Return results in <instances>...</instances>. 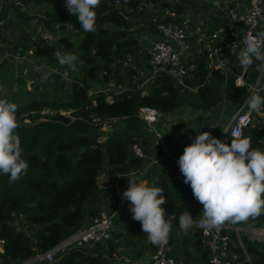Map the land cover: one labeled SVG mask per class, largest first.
I'll return each mask as SVG.
<instances>
[{
  "label": "trees",
  "instance_id": "obj_1",
  "mask_svg": "<svg viewBox=\"0 0 264 264\" xmlns=\"http://www.w3.org/2000/svg\"><path fill=\"white\" fill-rule=\"evenodd\" d=\"M18 1L19 4H15L3 0L2 17L5 19L12 8L24 26L21 38L11 44V57L19 55L25 58L31 55L34 66L45 65L44 71L50 73L49 79H53V82H43L44 86H48L63 79V74L55 69L57 62L53 53L56 49L71 52L83 61L86 78L83 82L76 80L71 83L65 105L42 99L17 105L16 134L20 138L22 158L28 163V169L26 175L11 184L9 176L0 173L2 264H24L57 248L82 227L87 216H96L99 211L91 204L102 193L100 176L106 165L113 167L116 175L126 176L130 171L137 174L144 172L149 184L162 188L166 202L161 207L177 215V219L171 222L173 238L178 235L186 249L184 252L180 250L182 264H209V252L203 248L200 234L191 230L185 233L178 226L181 213L189 211L193 215L192 208L182 204L183 198L190 195L183 188L176 189L178 185L172 174L166 173L161 164L149 165L146 160L136 157L131 149L141 140L147 152L153 146L147 125L138 118V113L141 108L148 107L170 117L186 110L192 117L197 116V128L205 131L221 116L219 111L222 108L219 107L224 102L229 101L226 115L231 117L235 109L248 100L251 86L261 73L251 69L245 73L229 64L210 74L206 60L197 58L192 79L186 80L188 88L178 86L173 78L162 74L146 92L140 86L137 70L130 65L131 59L138 63L139 42L135 33L144 29L155 32L154 14L147 12L145 5L161 4L167 8L169 4L166 0H101L100 6L95 9L96 31L91 33L85 32L78 19L65 7L47 8L43 15L24 10V7L45 6L51 0ZM188 3L182 1L176 4L174 11L182 13ZM134 19L142 20L146 28H140ZM35 20L41 21L48 29L54 24L61 29H73L80 37L79 44L61 37L53 43L54 48H51V42L44 40L37 45L26 32V27ZM4 28L0 27V55L7 43L2 34ZM212 28L217 29L218 23H214ZM42 56L52 58L50 63L53 65L50 66L54 68L43 65L39 61ZM224 58L235 61L236 54L224 53L220 59ZM5 64L6 60L0 57V70ZM36 74L41 77V73ZM242 75L246 85L237 87L236 80ZM97 81L103 84L114 81L125 91L116 96L113 103L107 102L103 95L92 98L90 93ZM22 90L27 96L32 95L31 90L25 87ZM260 95L264 96V91ZM63 110L71 112V115L62 114ZM252 112L256 122L245 130V135L250 138L253 148L264 150V124L259 117V113H264V108L260 112ZM104 125L109 126L107 131H102ZM175 139L173 136V144ZM22 219L35 229L34 234H30V229H20L18 222ZM249 219L264 223V213ZM120 225L115 216V239L123 243L127 241L126 245L136 249L138 243L131 238L137 232L142 236L144 234L137 226L123 224V229H120ZM124 231L126 239L122 233ZM231 236L236 242L235 234ZM244 239L251 263L264 264V244L251 242L246 237ZM118 247L113 239L92 248L71 247L57 254L55 264H107L108 259L117 257ZM139 248L137 254L141 255L144 246L140 245ZM232 248L235 253L242 254L239 247L232 245ZM241 260L242 264H249L244 257Z\"/></svg>",
  "mask_w": 264,
  "mask_h": 264
},
{
  "label": "built area",
  "instance_id": "obj_2",
  "mask_svg": "<svg viewBox=\"0 0 264 264\" xmlns=\"http://www.w3.org/2000/svg\"><path fill=\"white\" fill-rule=\"evenodd\" d=\"M6 1L19 4L18 0ZM182 1L189 3L182 13L178 14L174 8ZM166 2L169 4L167 8L161 4L145 5L146 11L154 14L152 20L156 26L155 32L144 29L135 33L139 42L138 63L136 64V60L131 59L130 65L137 70L136 76L141 81L140 86L146 92L162 74L173 78L178 86L188 88L186 80L192 79L197 58L206 60L211 74L215 70L223 69L219 60L222 54L237 53L239 48L232 49L231 45L240 40L243 46V40L249 32L253 35L264 32V0H166ZM149 5L153 9L147 8ZM3 9V0H1L0 27L6 25L2 17ZM214 23H218L217 29L212 28ZM143 28H146V25ZM245 85L244 75L238 77L236 86L244 87ZM124 91V87L117 86L103 91L92 90L90 96L95 98L97 95H103L107 102L113 103L114 98L122 95ZM256 91L255 83L251 86L250 96ZM248 100L240 108H236L231 118L228 119L224 103L219 120L205 131L227 143H231L233 132L249 138L245 135V130L256 122V118L248 106ZM176 116L177 114L168 117L154 109L141 108L138 118L146 123L153 146L147 152L144 141L141 140L131 149L136 157L146 160L147 164H161L166 173L172 174L178 187L183 188L190 195L194 207L192 217L195 219L202 214L203 205L194 198L191 187L184 183V176L177 162L184 148L193 142L198 132L194 129L193 133H185L179 144L183 150H173L172 138L175 136L177 127ZM224 120L225 124H223ZM95 121L98 122V119ZM108 128V125H104L102 131H107ZM197 130L205 132L198 128ZM223 130H227L228 134ZM141 173L144 174V172ZM118 202L111 201L112 208L100 210L96 216L90 218L87 224H84L71 238L57 248L38 255L24 264H55L57 254L68 248L95 246L112 240L116 214L114 209L117 210ZM165 219L171 223L177 219V215L165 209ZM190 230L200 234L203 248L209 252V264H242V257L252 264L244 238L254 243L264 244V223L257 220L248 219L245 222L236 223L225 221L218 228L207 232L198 227ZM231 234H235L236 242L233 241ZM232 245L239 247L242 254L235 253ZM123 264H128V261ZM147 264H182L180 251L173 244L172 231L166 243L154 245Z\"/></svg>",
  "mask_w": 264,
  "mask_h": 264
},
{
  "label": "clouds",
  "instance_id": "obj_3",
  "mask_svg": "<svg viewBox=\"0 0 264 264\" xmlns=\"http://www.w3.org/2000/svg\"><path fill=\"white\" fill-rule=\"evenodd\" d=\"M100 4L101 0H65L64 6L78 19L80 27L91 33L96 31L95 9ZM231 48H239L236 60L219 59L221 66L231 64L245 73L250 69L261 73L256 80L257 91L248 100L250 110L260 112L264 108V96L259 94L264 91V32L255 35L249 32L243 46L239 40ZM53 55L59 65L75 69V54L56 49ZM33 71L41 73L43 80L50 75L42 65L34 66ZM16 112L15 103L0 99V173L9 176L10 184L26 175L28 169L16 134ZM196 131L198 135L184 148L177 163L184 183L203 205V212L195 219L189 211L181 213L180 229L187 233L198 227L207 232L225 221L245 222L264 213V150L253 148L249 138L235 132L231 143H227L210 132ZM223 131L228 134L227 130ZM123 177L128 179V187L121 198L130 201L132 219L141 223L150 243H166L171 223L165 219V209L161 207L166 202L163 189L149 186L147 181L139 179L136 171Z\"/></svg>",
  "mask_w": 264,
  "mask_h": 264
},
{
  "label": "rangeland",
  "instance_id": "obj_4",
  "mask_svg": "<svg viewBox=\"0 0 264 264\" xmlns=\"http://www.w3.org/2000/svg\"><path fill=\"white\" fill-rule=\"evenodd\" d=\"M64 5H65V0H51L50 3L45 6H42V7L40 6L36 8H28V7L25 8L24 7V10L28 9L30 13L32 14L43 15V13L45 12L47 8L65 7ZM147 8L153 9L151 5L147 6ZM4 20L6 22V25H5L4 30L2 31V34H4L5 38L7 39V43L5 44L4 51L1 53L0 57L6 60V64L0 70V99H7L9 102L15 103L18 106L23 105L32 99L33 100L42 99V100L49 101V102H58L60 105H65L66 103H68L67 98L70 92L71 83H73L76 80L83 82L86 78L85 66L83 64V61L80 59V57L77 56L76 67L74 70L72 68H69L68 66H61L59 65L58 61H56L57 63L56 65H54L56 66L55 69H58L57 73L63 74L62 76L63 79H61V81L59 80L57 84H50L48 86L47 85L44 86L43 82L49 81V80L53 82V79H49V76H48L47 80H43L41 79V77H39L36 74L35 71H33V66L35 64V61L31 55H27L25 59L21 58L19 55L15 57H11L10 55L9 50H11V44L17 42L21 38V35H22V29L24 26L22 25L21 20H19L16 17V13L13 12L12 8L10 9V11L6 13ZM134 22L141 28L145 26L142 20L134 19ZM26 28H27L26 32L33 38L34 42H36L37 45L40 44L41 40H44L47 42H51V48H54L53 43L61 37H66V38H69L70 40H73V42L76 45H78L80 41V37L78 33H76L73 29L69 27H67L66 29H61L59 25L57 24L52 25L51 28L48 29L45 27V25L41 21L35 20L33 24L29 25ZM36 50H39V49L36 48ZM51 60L53 59L42 56V59H40L39 61L43 65L46 64L47 66L51 67L50 65H53L52 63H50ZM51 68H54V67H51ZM19 80H22L23 82ZM64 81L65 82L68 81V83L65 84ZM91 84L93 86L92 82ZM22 87H25L26 90H31L32 95L27 96L25 91L22 90ZM113 87H117L114 81H111L109 84L108 82L103 84L97 81L96 84H94L93 88L94 90L103 91L106 89H113ZM224 103L222 105H224ZM227 104H229L228 100L226 101V104H225L226 114H228V110H229V107ZM222 105L221 107H219V108H222L219 111L221 112L220 114H222L223 112ZM61 113L68 115V116L71 115V112H66L64 110L61 111ZM192 116L190 112L186 110H183L182 112L177 113L176 121H175L177 122V127L175 129L176 139L174 140L175 146H178L177 143L179 142V140L182 141V137L185 133H193L195 132L194 129H197L199 125L197 116L196 117H192ZM226 117L227 119L231 118V117H228V115H226ZM259 117L262 118L261 122L264 124V113H259ZM219 118H216L215 121L217 122ZM225 123L226 121L224 120L223 124ZM196 136L197 135H195V137ZM108 167L109 166L107 165L105 166L104 168L105 172L107 171ZM112 175L113 174H110L108 176L111 177ZM100 184L101 185L106 184L103 178L101 179ZM149 186H154V184H149ZM176 189L179 190V187H176ZM113 196H115V194ZM115 198L117 197L115 196ZM123 201H122V204L120 203V205H122L121 210L116 211V217L121 223L119 228L123 229L122 228L123 224H131L133 226H138L137 222L132 219V213L129 211L131 207L129 205V201L126 200L124 203ZM18 225L21 230L30 229V234H34L35 232V229L34 228L32 229L31 225L24 219H22V221H19ZM116 232H117L116 227H114L112 237H113V240L115 241V244H119V248H120L122 247L121 244L118 243L114 237V234ZM176 237L177 238L175 237L173 238V241H174L173 244L175 248L178 251L182 250L184 252L186 250L185 246H183L182 241L179 238V236L177 235ZM126 243L127 241H124L122 248L129 247V246H124L126 245ZM118 254L119 256L123 254H125L126 256H131V253L125 250L119 251ZM112 262L113 261H110V262L107 261V264H112ZM0 264H2V261H0Z\"/></svg>",
  "mask_w": 264,
  "mask_h": 264
},
{
  "label": "crops",
  "instance_id": "obj_5",
  "mask_svg": "<svg viewBox=\"0 0 264 264\" xmlns=\"http://www.w3.org/2000/svg\"><path fill=\"white\" fill-rule=\"evenodd\" d=\"M180 142L181 141L179 140V142L177 143L178 146L173 145L172 149L177 150V151L183 150V149H181V147H179V144H181ZM104 168H105V166H104ZM107 173H109V174H107ZM114 173H115V169L113 167H108L107 171L105 172V169H104V172L100 176V181L103 178V180H104V182L106 184L105 185H101L100 184V188L102 190V193L91 204V206L96 208L98 211H100L102 209H110V208H112L113 205H112L111 201H114V200L115 201H119L118 202V204H119L118 206H120V207L117 208V210H116V208L114 209L115 213L118 210L120 211L121 208H122V205H120V203L122 204V201L124 199H122L121 197H122V193L128 187V179L126 177H123L122 175H116V174L114 175ZM110 174H113V175L111 177H109L108 175H110ZM137 175H138L139 179L147 181L145 175L142 174L141 172H139ZM147 183H148V181H147ZM148 185H149V183H148ZM179 190H180V187H179ZM114 194L117 197L116 199L112 198V195H114ZM125 201H123V203ZM182 204L184 206H186L187 208H192V210L194 212V207H193V203H192V200H191L190 196H189V198H187V196L184 197L183 201H182ZM129 205L131 206L130 201H129ZM115 216H116V214H115ZM90 218L91 217H89V216L86 217V219L83 222L82 227L84 226V224L88 223ZM137 227H139V231L142 232L144 235L142 236L141 234H139L137 232L136 235H134L131 238L132 241L138 243L137 246H136V249H135L134 246H130L129 244L128 245H124V246H129V247L122 248L123 247V241H120V240L116 239L117 242L120 243L121 246H122L120 248L118 247V253H119V251H124L125 250V251H129L131 253V256H126L125 254L119 256V254H117V257H115L114 260L113 259H108L109 262L113 261L112 264H123L124 262H127V261H128V264H147L149 262L150 255H151V253H152V251L154 249V244L149 242L146 233H144L142 231L141 223L138 224ZM122 233L125 236L124 239H126V237H127L126 236L127 235L126 232L124 231ZM117 245H119V244H116V246ZM140 245L142 247L144 246V253H141V255L137 254V253H139V251L141 249V248H139ZM89 247L92 248L94 246H89ZM145 247H146V250H145ZM134 252H136V253H134Z\"/></svg>",
  "mask_w": 264,
  "mask_h": 264
}]
</instances>
